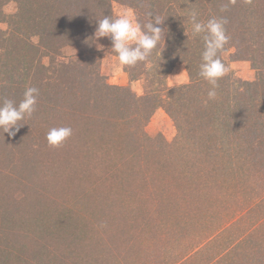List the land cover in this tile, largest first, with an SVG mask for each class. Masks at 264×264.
<instances>
[{
	"label": "rangeland",
	"instance_id": "obj_1",
	"mask_svg": "<svg viewBox=\"0 0 264 264\" xmlns=\"http://www.w3.org/2000/svg\"><path fill=\"white\" fill-rule=\"evenodd\" d=\"M71 2V6L76 9L68 11L69 8L65 6L62 17L58 18L57 9L48 10L50 15L47 16L44 15L45 9L37 5V18L43 24L47 22L56 25L57 34L62 33L63 38L69 35L70 39L62 48L63 62H75L83 57L81 54L85 53L84 50L92 51L85 61L92 68L96 64L105 84L129 87L134 94L142 95V83L130 81L124 65L119 64L117 54L111 48V39L100 37L94 40L95 29L91 30L90 27L88 31H79L76 28L79 21L87 23L88 10L98 9L103 14L108 12L114 17L119 11L129 9L138 17L134 5L130 0H96L92 5H88L87 1L82 3V0ZM84 3L86 4L82 5ZM19 6V0H0V29L8 28L11 23V18L10 21L8 18L18 12ZM66 15L69 18L64 22L63 16ZM71 16L76 17L74 23ZM97 17L99 16L94 19ZM16 18L15 24H18ZM22 23L19 27L26 36L36 30L37 26L29 25V22ZM41 27L36 31L38 36L30 35L27 41L44 42L46 39L39 35ZM45 36L48 38L50 35L47 33ZM43 62L50 60L44 58ZM226 68L227 72L218 80L219 86L216 89L218 96L221 93L220 97L213 99L214 103L210 105L214 111L213 120L203 126L202 130L194 131L189 126V134L211 135L213 141L210 142L214 143L215 148H220L217 155L208 154L204 156L205 159L202 158L203 161L199 155L194 156L193 151L179 148L180 135L176 123L162 107L155 109L144 126L145 135L142 136L143 145L139 156H134L113 173L106 166L94 165L75 166L77 169L74 170L68 162L58 160L59 157H65L63 152L67 148L73 151V148L90 144L84 140L92 138V129L82 122L91 118L77 114L83 104L82 107L75 106L77 110L74 113L70 110L56 113V116L53 113L55 118L52 119H61L58 124L55 121L46 126L41 124L40 131L44 139L49 129L57 126L71 127L72 135L59 146L45 144L43 148L48 150L45 153H41L40 149L36 150L27 168L16 161L20 152L18 147L10 154L6 151L7 154L0 153V162L5 164L4 168L17 174L16 181L12 183L10 178L0 176L3 177L0 179V230H3L0 231V243L12 244L18 239L14 236H20L10 237V233L5 232L27 230L35 233V229L41 228L43 241L40 242L54 245V253L68 256L71 259L68 261L71 262L77 254H86L88 264L89 260H95L101 255L106 235L109 236V241L116 242L120 234H125L126 231L132 232L139 227L142 229L149 226L155 234L162 237L163 233L166 238L165 243L162 240L156 245L162 246L159 251L160 260L169 259L168 261L173 262L175 256L171 254V250H163V246H173L171 249L174 250L178 240L191 245L190 239L179 237L183 233L186 237L196 234L194 229H201L204 223L216 228L224 223L222 233L232 236L239 234L244 238V246L240 252L244 256L241 257L254 253L257 260L264 264V204L259 206L261 216L257 217L250 216L252 214L247 206L264 190V54L258 55L253 63L245 58L228 60ZM181 71V75L175 76ZM189 80L186 66L179 62L168 73L166 82L168 86L177 87L187 84ZM96 81L101 84L98 78ZM80 85L84 87L82 83ZM210 87H206V92ZM9 94L8 91L0 104ZM241 94L252 99L253 110L249 118L251 124H247V127H242V114H233L241 108H248L243 106ZM13 102L18 104L14 99ZM33 114L25 116V123L23 120L18 122L21 124L19 130L30 133V136L37 119ZM67 114L73 119H67ZM131 139L129 150L135 144L134 140L132 144ZM6 147L1 142L0 150ZM242 151L244 153H240ZM137 161L141 164L138 170L143 177L140 181H128L127 185L131 187L128 193L132 212L129 214L128 211L125 213L119 203L123 202L117 200L116 203L113 191L109 190L115 177L122 171L132 176L133 166ZM147 162L152 163L149 165L150 169L145 168ZM3 182L8 185L2 186ZM137 184L140 185L137 187ZM259 196L264 197V192ZM18 242L27 243L21 245L27 248L40 247L29 237L19 238ZM206 244L207 241L203 250L207 248ZM81 256H78L80 260L83 258Z\"/></svg>",
	"mask_w": 264,
	"mask_h": 264
},
{
	"label": "trees",
	"instance_id": "obj_2",
	"mask_svg": "<svg viewBox=\"0 0 264 264\" xmlns=\"http://www.w3.org/2000/svg\"><path fill=\"white\" fill-rule=\"evenodd\" d=\"M19 1L18 12L8 18V21L11 18L8 28L0 29V101L6 97V93L9 91V97L6 99L12 101L14 99L19 103L23 99V93L27 87L39 89L35 114H33L37 118L35 125L37 128L34 132L35 127L32 128L31 136L30 133L18 129L14 136L9 137L7 133L0 130V148L1 142L7 146L2 148L0 153L6 151L10 154L15 147H18L20 152L17 154L16 161L27 168L36 150L40 149L41 153L48 151L43 148L48 142L42 137L41 124L43 126L48 123L54 124L53 121L58 124L60 118L52 119L55 118L56 113L66 110L74 113L77 110L75 106L82 107L83 104V108L78 110L77 114L91 118V120L82 122L83 125L92 129V138L84 140L90 144L79 147L83 150L73 148V151H69L70 149L67 148L63 152L66 159L65 157L58 159L71 164L70 167H73L74 170L77 169L75 166L94 165L106 166L108 171L111 169V173H113L124 163L131 161L134 156H139L143 145L141 144L144 138L142 136L145 135L144 126L158 107H162L176 123L180 135L179 148L193 151L194 156L199 155L201 161L208 154H218L220 148H215L214 143L210 142L213 141L211 135L188 133L189 126L194 131L202 130L203 126L208 125L214 117V111L210 107L214 101L208 99L206 92V87L208 88L210 85L199 75V65L202 63L201 54L204 50V34L193 36L188 13L195 9L198 12L197 19L203 22H207L212 17L227 19L224 27L229 40L222 52L218 53L225 66H227L228 60L240 58L248 59L253 63L258 55L264 54V0H235V2H230V0H130L138 11L137 18L141 25L149 21L150 17L146 13L151 11L154 16L164 19L159 26L166 32L165 44L163 45V41H161L152 50L147 61L138 62L134 66L124 65L130 81L142 83L143 94L140 96L134 94L129 87L105 84L96 64L92 68L85 61L87 55L92 51L84 50L85 53L81 54L83 57L75 62H63L62 48L70 39L69 35L63 38L62 33L57 34V26L52 23L47 24V22L43 24L37 18V13L39 12L38 6L45 9L44 13L46 14L44 15L47 16L50 15L48 10L54 8L58 12L56 17H62L65 6L69 8L68 11L76 9L71 6V0ZM85 1L88 5H92L96 0H82V3ZM87 13L89 16L88 21L86 20L87 23L79 21L76 24L79 31L81 29L88 31L90 27L91 30H94L97 27L96 21L103 19L105 15L110 16L108 12L103 14L98 9L88 10ZM95 16L99 17L94 19ZM63 17L64 22L69 18L67 15ZM15 18L18 24H15ZM12 20L14 21L12 22ZM24 20H27L25 22H29V25L37 26L35 31L28 33V36H38L36 31L39 26H42L39 35L46 40L42 43L27 41L29 37L26 36V33L21 32L19 27ZM71 20L74 23L76 17L71 16ZM68 28L69 25L67 30ZM50 30L51 32H49ZM47 33L50 35L48 38L45 36ZM84 38L86 39V37ZM44 58H48L50 62L44 63ZM179 62L186 66L190 80L187 84L169 87L166 82L168 73ZM96 78L101 80V84H98ZM81 83L84 87L80 85ZM220 94L219 96L217 94L216 98L220 97ZM242 98L243 106H248V108H241L233 114H242V127H247V124H251L249 118L253 110L251 108L252 99L250 96L247 98L244 95ZM80 100L82 103H79ZM67 117L69 120L73 119L69 114ZM23 122L26 121L23 120ZM32 136L33 138H31ZM130 139L132 144L133 140L135 141L132 150H129ZM13 143H17V145L14 146ZM149 165L151 166L152 163L147 162L145 168L150 169ZM140 166L139 161L134 164L132 176L124 171L119 173L109 190L113 191L116 203L117 200L123 202L119 203L125 213L127 211L129 214L132 213L130 193H128V189L131 187L127 184L132 179H139V181L142 179V173L138 170ZM4 167L5 164L0 162V176L10 178V183L16 181L17 174ZM31 167H33L32 163ZM5 185L8 184L3 182L2 186ZM139 185L137 184V187ZM263 192L264 190L259 192L258 197L253 198L250 205H247L252 214L251 217L261 214L259 206L264 204V197L259 194ZM127 224H129V220ZM223 224L216 228L204 223L201 229H194L196 234L190 237H186L183 233L179 239L188 238L191 245H185L184 240H178L174 250L171 249L173 246H163V250L168 252L171 250V254L175 256L173 262L168 261L169 259L160 260L159 251L162 246L156 245L162 240L165 243L166 238L163 233L162 237L155 234L149 226L142 229L139 227L132 232L126 231L125 234H120L116 242L115 240L109 241V236L106 235L101 255L95 260H89L88 264H262L254 253L241 257L244 256V254H240L244 246V238H241L239 234L225 235L221 228ZM219 229H221L220 232H218ZM5 233H10V237L20 235L14 236L18 239L29 237L40 247H23L21 245L27 243L19 244L18 239L12 244L5 243L7 245H3L0 243V264H87L88 256L86 254L84 256L77 254L83 257L82 260L78 256L73 259L71 255L73 259L71 262L68 261L70 259L68 256H58L54 253V245L40 242L43 241L41 228L35 229V233L27 230ZM49 240L51 239L49 238ZM206 241L207 248L203 250ZM51 242L53 243L52 240ZM199 242L201 243L197 244ZM236 250L238 251L236 252Z\"/></svg>",
	"mask_w": 264,
	"mask_h": 264
},
{
	"label": "clouds",
	"instance_id": "obj_3",
	"mask_svg": "<svg viewBox=\"0 0 264 264\" xmlns=\"http://www.w3.org/2000/svg\"><path fill=\"white\" fill-rule=\"evenodd\" d=\"M230 2H235V0H230ZM146 15L150 19L143 25L139 22L136 14L129 9L119 11L114 17L105 15L103 19L96 21L94 40L100 37H109L112 41L111 48L117 54L120 65L134 66L138 62L147 61L152 50L161 41H163V45L165 44L166 32L164 28L159 26L164 19L154 16L151 11L147 12ZM197 17L198 12L195 9L188 13L193 36L204 34V50L201 54L202 63L199 65V75L211 86L207 92V97L212 100L217 95L218 80L227 72L225 64L218 55L229 40L224 27L227 19L212 17L207 22H203ZM181 74L182 71L175 76ZM38 94L39 89L36 87H27L23 93V99L18 104L5 99L0 104V130L7 133L9 137L14 136L21 125L18 122L23 120L25 116L30 117L35 111ZM71 135V127L57 126L49 129L46 140L50 146H59Z\"/></svg>",
	"mask_w": 264,
	"mask_h": 264
}]
</instances>
